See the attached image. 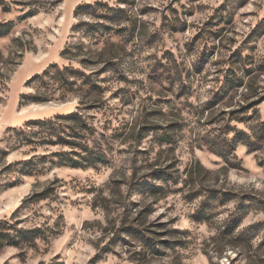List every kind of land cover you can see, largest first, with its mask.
I'll use <instances>...</instances> for the list:
<instances>
[{
	"label": "rangeland",
	"instance_id": "rangeland-1",
	"mask_svg": "<svg viewBox=\"0 0 264 264\" xmlns=\"http://www.w3.org/2000/svg\"><path fill=\"white\" fill-rule=\"evenodd\" d=\"M2 219L0 264H264V0H0Z\"/></svg>",
	"mask_w": 264,
	"mask_h": 264
},
{
	"label": "trees",
	"instance_id": "trees-1",
	"mask_svg": "<svg viewBox=\"0 0 264 264\" xmlns=\"http://www.w3.org/2000/svg\"><path fill=\"white\" fill-rule=\"evenodd\" d=\"M51 123L52 119L38 121V122H29L30 124H46ZM14 225L9 220H0V247L7 245H16L20 241V238L23 239V236L20 234H15L13 232ZM22 236V237H21ZM18 238V239H17Z\"/></svg>",
	"mask_w": 264,
	"mask_h": 264
}]
</instances>
